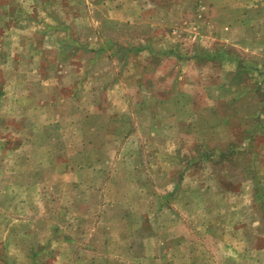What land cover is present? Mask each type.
Instances as JSON below:
<instances>
[{
  "label": "rangeland",
  "instance_id": "374dc122",
  "mask_svg": "<svg viewBox=\"0 0 264 264\" xmlns=\"http://www.w3.org/2000/svg\"><path fill=\"white\" fill-rule=\"evenodd\" d=\"M7 6L22 22V41H36L40 54L21 47L18 34L0 32L7 41L0 49L10 55L0 61V82L39 68L63 73L35 94L53 110L43 104L32 111L39 104L31 99L27 122L35 127L53 117L68 153L82 149L78 115L107 113L88 110L82 75L101 70L109 71L105 80H121L118 92L131 109L128 127L114 135L109 125L99 135L109 152L124 155L117 157L122 164L110 159L103 174L89 175L72 166L60 176L67 189L31 172L47 165L32 147L14 162L0 158V172L5 163L23 168L29 182L48 180L13 190L5 199L11 205H0V264H264V0H0V24ZM18 6L25 9L16 13ZM137 41H158L163 56L128 57ZM102 48L107 52L95 57ZM119 94H107L104 104L118 103ZM17 115L8 110L7 117ZM128 151L138 153L127 158ZM35 195L60 219L66 243L54 246L59 253L38 236L43 223L22 221ZM136 236L156 260L141 257ZM170 237L180 238L181 250L176 244L162 255Z\"/></svg>",
  "mask_w": 264,
  "mask_h": 264
},
{
  "label": "crops",
  "instance_id": "0c3cea01",
  "mask_svg": "<svg viewBox=\"0 0 264 264\" xmlns=\"http://www.w3.org/2000/svg\"><path fill=\"white\" fill-rule=\"evenodd\" d=\"M13 9L16 11V13L22 12L25 8L23 6L13 7ZM11 7L7 6L6 10L3 11V15L6 16L3 17V20L0 24V32L2 36H11V34H18L16 35L17 41L20 42L21 47H27L29 49V53H35L37 56L40 54L37 52V50H34L37 46L36 41H22L21 33H22V22H18L17 19H13L10 17L11 15ZM9 16V17H8ZM20 19V17L18 18ZM14 32V33H13ZM2 38V37H0ZM10 38V37H9ZM59 42V41H58ZM65 45L70 42V44H74V41H60V43ZM111 41H103V46L106 47L107 43H110ZM9 43V42H8ZM7 44V41H0V46H4ZM144 45H141L140 42H134L128 47V51L130 53L129 56H137L140 53H145L147 55V59L151 58L154 59L157 55L158 57L163 56V50H160L155 47H159L158 41H147L146 43H143ZM85 46L80 48V50L83 52L85 51ZM8 51V50H7ZM5 51V49H0V61L5 60L8 62L10 55ZM79 51L78 49H73V54L77 53ZM107 52L106 49H99L96 51L95 57L99 55V53ZM7 53V54H6ZM9 55V56H8ZM122 56V55H121ZM125 59V58H124ZM162 60V59H161ZM160 63V60H159ZM148 71V69H147ZM152 71H154L152 69ZM26 74V75H25ZM109 71L107 70H101L96 73H88L83 74L82 76L85 79V81L82 83L83 86L88 87V95L90 96L89 99L90 103L88 104L87 108L89 111H101L104 110L107 111V113L98 112L100 116H96V113H85L82 112L78 115V118L82 119L80 130L82 131L81 135V143L84 144V147L80 149L79 151H76V153L71 152L68 153V150L65 149L66 145L64 142L67 141L68 138H64L62 134H60V125L57 120H54L53 117H49L44 123H36L37 126L34 127V125L30 124L26 121V115H24V111L26 108V102L33 103L31 99H35L37 101L36 93L42 96L43 89L49 90L51 87V84L55 79L62 78L63 73L56 72V70H47V69H37L34 71H28V72H22L20 71L19 74H15L14 78H18V80L13 81L12 83L3 80L0 82V111H3L1 114L0 112V158L3 160H6L7 157L12 158V161L14 162L16 159H20L22 156H26L22 154V149L24 147H32L36 152H38L39 157L45 156L47 157V165L46 167L36 168L35 170H32L33 174L37 175L39 173H45L51 175V178L49 179L51 184L54 183L53 188L58 189L61 187L62 189H67L68 187H65L66 182H60V176L63 177L65 175H68L71 173L72 166L75 168H80V170L84 174H103L104 171L107 169V162L110 159H113L112 161L117 162V157H124V155H117L118 151L115 152H109L108 145H104V142H102L99 138V135L101 134H108L109 125H114L115 128L113 130V133L115 135V131H119L117 127L123 125L125 128L129 126L128 120L130 119L129 110L130 104L127 103V101L124 99V96L120 95L118 90H120L121 87V80H119L118 77H110V80H105V78L108 76ZM29 77L30 81H26L25 79ZM68 77V76H66ZM69 78V77H68ZM5 79V78H4ZM99 80V81H98ZM105 80V81H104ZM12 87L14 90H16L15 94L12 95ZM55 87V86H54ZM115 94L118 93V103L112 105H105L108 101L107 94ZM35 96V97H34ZM38 104H35L33 106H30L31 110H35L37 108H40L43 106V104L53 110V102L50 101V103H45L42 101H39ZM105 103V104H104ZM41 105V106H40ZM8 110L14 111L18 110V115L12 117H7ZM86 110V111H88ZM122 110V111H119ZM85 111V110H83ZM111 112V113H110ZM84 113V115H83ZM12 115V113H11ZM15 117V118H14ZM16 117H20V119H17ZM24 119V120H23ZM128 129L125 130V134H127ZM42 134V139H35L34 135ZM93 135V137H92ZM61 142L63 144V147H61ZM92 143V145H90ZM22 148V149H21ZM63 148V149H62ZM133 153H138L136 151H131L127 154V158H132ZM83 157H85V161H83ZM73 158L72 160H70ZM73 164H72V163ZM75 162V163H74ZM119 165L122 163H118ZM13 165H6L5 163H2L1 166V174L3 175L2 179L0 177V181L2 182V190L0 193V197H2V202L0 205H3L4 207L11 205V203H6L5 199L14 197V194H12L13 190H16L18 188H23L26 190L37 188L44 182H47L48 180L40 181L39 178H36L34 181H27L26 180V171L23 168L18 169V167H12ZM76 170V169H75ZM28 173V172H27ZM24 175V176H22ZM21 176V177H20ZM15 178H21V180H15ZM24 178V180H23ZM57 178V179H56ZM90 183V182H89ZM75 183L70 184V188L75 187ZM92 184L90 183L91 187ZM100 188H103L102 186H99ZM137 189H141V187H138ZM169 196L170 193H167ZM29 196V195H27ZM30 197V196H29ZM28 197V198H29ZM169 199V197H166ZM1 199V198H0ZM32 199V198H31ZM34 199H37V201H34ZM166 199V200H167ZM43 197L41 195H35L33 198V201H28V210L25 212L24 208L21 210V214H25L26 219H23V222L26 223H43L44 229L46 231L42 235V233L38 236L45 237V240H49V249L50 253H59V250L54 251V246H61V244L66 243L65 235L60 233V227L58 225V222L60 219L56 217L54 220V216H51L52 211L46 212L45 208L46 205L42 202ZM161 202L163 204L166 203L163 199H161ZM26 204V206H27ZM31 207H35V210L33 211ZM45 207V208H44ZM35 213L40 214L37 218L38 219H32L29 217L34 215ZM19 214V213H17ZM154 218L155 214L152 215ZM53 221H57V223H54ZM150 237H152V234H149ZM37 236V233H36ZM178 237H181V235H178ZM184 238V237H183ZM137 241L138 244H141V250L138 251V253L141 255L142 258L146 260H156V254L154 250L149 252V247H144L145 243L143 240ZM170 240H172L170 245H167L164 247V251H160L162 255H168L171 254L173 251L172 249L175 247L176 244H178L179 251L181 250L180 247V238L179 241L174 240L173 237H170ZM48 243V242H47ZM149 246V245H147ZM105 247V245H104ZM90 249V247H87ZM45 250V251H46ZM86 252L85 250L83 251ZM88 252V251H87Z\"/></svg>",
  "mask_w": 264,
  "mask_h": 264
}]
</instances>
